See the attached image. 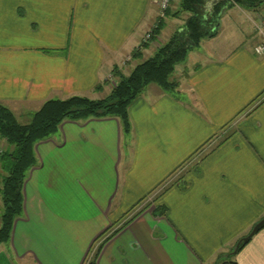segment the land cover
<instances>
[{
  "label": "crops",
  "instance_id": "obj_1",
  "mask_svg": "<svg viewBox=\"0 0 264 264\" xmlns=\"http://www.w3.org/2000/svg\"><path fill=\"white\" fill-rule=\"evenodd\" d=\"M160 14L159 0H0V103L24 121L48 99L107 96ZM189 16L169 11L144 57ZM262 16L226 7L176 66L178 91L152 83L130 105L129 135L117 117L67 119L38 142L0 264H88L100 245L96 264H264V228L233 257L264 218Z\"/></svg>",
  "mask_w": 264,
  "mask_h": 264
},
{
  "label": "trees",
  "instance_id": "obj_2",
  "mask_svg": "<svg viewBox=\"0 0 264 264\" xmlns=\"http://www.w3.org/2000/svg\"><path fill=\"white\" fill-rule=\"evenodd\" d=\"M262 4L264 0H226L216 5L210 13L206 10V0H180V10L173 15H179V12L190 13L186 26L161 44L152 57L139 62L128 75L119 74L120 78L109 95L97 99L82 95L48 99L27 121H22L9 107L0 103V208L3 209L0 218V245L10 241L14 223L24 212V185L29 171L37 164L35 147L38 142L55 134L67 119L79 121L117 117L124 133L129 135L130 105L152 83L158 84L166 92L178 91L180 84L172 77L176 66L184 62L189 51L203 39L217 35V25L226 7L239 5L257 9ZM163 25L164 19H161L154 35L160 32ZM133 55L139 57V51H135ZM166 213V206H156V215ZM263 228L264 226L260 230ZM249 241L243 242L233 257ZM101 246L92 251L88 264H96ZM221 259L220 257L218 264L235 262L230 258Z\"/></svg>",
  "mask_w": 264,
  "mask_h": 264
},
{
  "label": "rangeland",
  "instance_id": "obj_3",
  "mask_svg": "<svg viewBox=\"0 0 264 264\" xmlns=\"http://www.w3.org/2000/svg\"><path fill=\"white\" fill-rule=\"evenodd\" d=\"M179 2H180L179 0H171L169 7L167 8V10L165 11L164 14H162L163 10H161V8H160L161 14H160V17L158 19V22L154 25V27L150 31L147 32L141 46L136 50L137 52L139 51L140 56L138 57V56H135L132 54L123 62L122 66H120V68L119 67L114 68L112 73L108 76V79H107L108 85L113 87L114 84H116V82H118V80L120 78L119 74L128 75L139 62L146 59V57H144V55H145L144 52L146 51V48H148L149 43L152 44L155 41V39L158 37V35L160 34V32H159L157 35H154V31L156 30L157 26L159 25L160 20L164 19L167 16L168 11H171V13L174 14L175 12H173V11L180 10V5H178ZM159 7H160V5H159ZM179 13H180L179 15H182L183 17L189 16L188 14H190L188 12H179ZM176 16H178V15H176ZM262 18H264V17L262 16ZM258 26H260L262 29L264 27V23H262L261 19H260V23ZM147 52L150 53V50H147ZM106 91H107V89H106ZM111 91H112V89H111ZM111 91L108 93V95L111 93ZM100 92L104 93L103 91H100ZM82 96H84V95H82ZM87 97L92 98L91 96H87ZM94 99H97V98H94ZM20 119H24V118H20ZM25 121H27L26 118H25ZM151 200H147V201H149L152 204ZM136 208H138V207H136ZM2 211H3V209L0 208V218H1ZM220 256H222V255H220ZM220 256H219V258H220ZM219 258H217L216 261H219Z\"/></svg>",
  "mask_w": 264,
  "mask_h": 264
},
{
  "label": "built area",
  "instance_id": "obj_4",
  "mask_svg": "<svg viewBox=\"0 0 264 264\" xmlns=\"http://www.w3.org/2000/svg\"><path fill=\"white\" fill-rule=\"evenodd\" d=\"M170 2L171 0H159L160 8L161 10H163L162 14L165 13V11L170 5ZM260 19L262 23H264V18H260ZM257 28L260 29L261 32H263V29L260 26H258ZM256 51L258 54H261V55L264 54V41L256 47Z\"/></svg>",
  "mask_w": 264,
  "mask_h": 264
},
{
  "label": "water",
  "instance_id": "obj_5",
  "mask_svg": "<svg viewBox=\"0 0 264 264\" xmlns=\"http://www.w3.org/2000/svg\"><path fill=\"white\" fill-rule=\"evenodd\" d=\"M264 226V218H262L261 220H259L254 227L252 228L251 232L243 237L242 239H240V241L238 242V245L236 247V250L234 251V253L237 252V249L239 248V246L243 243V242H247L249 241L259 230L260 228H262Z\"/></svg>",
  "mask_w": 264,
  "mask_h": 264
}]
</instances>
